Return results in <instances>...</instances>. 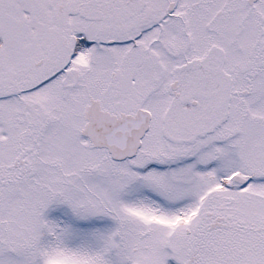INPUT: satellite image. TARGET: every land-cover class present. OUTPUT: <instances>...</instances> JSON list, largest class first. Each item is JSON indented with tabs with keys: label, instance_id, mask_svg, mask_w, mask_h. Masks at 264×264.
<instances>
[{
	"label": "rangeland",
	"instance_id": "374dc122",
	"mask_svg": "<svg viewBox=\"0 0 264 264\" xmlns=\"http://www.w3.org/2000/svg\"><path fill=\"white\" fill-rule=\"evenodd\" d=\"M263 173L264 0H0V264H264Z\"/></svg>",
	"mask_w": 264,
	"mask_h": 264
},
{
	"label": "water",
	"instance_id": "95a60500",
	"mask_svg": "<svg viewBox=\"0 0 264 264\" xmlns=\"http://www.w3.org/2000/svg\"><path fill=\"white\" fill-rule=\"evenodd\" d=\"M177 86L176 83L173 89L176 90ZM150 122L151 114L145 110H139L135 117L127 116L121 120L102 113L87 134L100 148H107L115 160L122 161L137 155ZM237 179L242 181L239 177Z\"/></svg>",
	"mask_w": 264,
	"mask_h": 264
},
{
	"label": "flooded vegetation",
	"instance_id": "af4514ba",
	"mask_svg": "<svg viewBox=\"0 0 264 264\" xmlns=\"http://www.w3.org/2000/svg\"><path fill=\"white\" fill-rule=\"evenodd\" d=\"M258 1H260V0H258ZM258 1H256V2H253V3H251L250 2V0H248V3L250 4V5H255ZM254 51H256V48L254 49ZM226 77H227V75H226ZM226 80H227V78H226ZM223 92H224V90H222ZM176 96H178V94H176ZM194 106L195 107H197V104L196 103H194ZM226 109H227V111H229V109H230V107L229 106H226ZM105 110V109H104ZM104 110H98V112H97V114H96V116L94 117V118H92V120H91V122L92 121H94L97 117H98V114L100 113V112H102V111H104ZM108 110V109H107ZM138 110H140V109H138ZM104 112H107L108 114H110L111 116H115V117H117V118H122V116L121 115H119V114H117V113H113V112H110V111H104ZM220 113V112H219ZM154 118V116H153V114H152V119ZM219 118V117H218ZM223 118V116L221 115V119ZM90 122V123H91ZM219 123V125H218V127L220 126V127H222V125H223V123L222 122H218ZM217 123V124H218ZM152 124V123H151ZM236 133H239V130H237L236 131ZM235 133V134H236ZM235 136H237V134L236 135H234V136H232V137H235ZM146 137V136H145ZM231 137V138H232ZM145 139V138H144ZM223 139V133L220 135V138H218V139H216L215 141H218V150H217V155H216V159L218 160L221 156H222V153H220V149H221V145H222V142H223V144H224V139ZM212 144H213V142H212ZM195 158H197V155L195 154ZM172 160H176V162L178 163L179 161H183V162H187V161H191V158H189V159H186V158H184V157H182L181 155H179V156H177V157H173V159H171V161ZM112 162L114 163L115 161H113L112 160ZM133 162V161H132ZM17 164H19V163H17ZM25 164H27V163H24V162H22V165H25ZM29 165V164H28ZM184 165H186V164H184ZM145 166H143L142 168H144ZM140 168V167H139ZM234 175H238V173L235 171V172H233V174H232V176H234ZM261 176H264V173L261 175ZM213 178V177H212ZM245 179H247V180H250L249 181V184L246 186V187H249V185L250 184H252L253 183V181H254V178H255V175H248V176H246V177H244Z\"/></svg>",
	"mask_w": 264,
	"mask_h": 264
},
{
	"label": "bare ground",
	"instance_id": "6f19581e",
	"mask_svg": "<svg viewBox=\"0 0 264 264\" xmlns=\"http://www.w3.org/2000/svg\"><path fill=\"white\" fill-rule=\"evenodd\" d=\"M251 185V184H250Z\"/></svg>",
	"mask_w": 264,
	"mask_h": 264
}]
</instances>
